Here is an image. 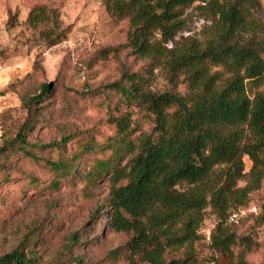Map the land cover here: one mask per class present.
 <instances>
[{
    "label": "trees",
    "instance_id": "1",
    "mask_svg": "<svg viewBox=\"0 0 264 264\" xmlns=\"http://www.w3.org/2000/svg\"><path fill=\"white\" fill-rule=\"evenodd\" d=\"M101 1L115 21L127 19L129 26L127 42L104 48L99 58L125 48L135 59L147 61L137 70L123 62L119 79L80 92L99 98L105 113L97 125L110 133L100 132L97 125L75 130L62 125L44 143L29 138L26 125L8 150L17 149L53 172L50 187L74 179L84 199L107 188L93 219L95 228L103 223L105 232L129 238L96 264H201L205 259L223 264V258L232 260L228 264H249L248 255L260 244L251 234L234 231L228 218L230 210L247 206L264 182V91L249 92L250 85L264 83V45L241 39L251 30L253 10L262 0ZM195 2L214 17L208 40L187 37L169 47L183 27L182 9ZM48 19L47 6L36 4L27 22L35 27ZM61 35L50 32V45ZM158 66L168 70L172 84L162 93L150 90ZM51 90L45 84L33 102ZM70 142L74 152L67 156ZM245 156L252 161L248 175ZM221 165L225 167L217 170ZM184 182L189 187L180 190L177 186ZM39 183L37 176L30 179L31 185ZM210 206L220 221L204 257L201 228ZM38 240L35 230L23 245L0 256V264H87L81 257L43 263L31 252ZM83 244L82 231L65 236L63 243L68 251Z\"/></svg>",
    "mask_w": 264,
    "mask_h": 264
},
{
    "label": "rangeland",
    "instance_id": "2",
    "mask_svg": "<svg viewBox=\"0 0 264 264\" xmlns=\"http://www.w3.org/2000/svg\"><path fill=\"white\" fill-rule=\"evenodd\" d=\"M261 2V7L253 10L251 30L241 39L264 45V0ZM36 4L47 6L49 19L32 27L27 19ZM200 6V2H195L182 9L183 27L168 43L169 47L187 37L201 43L208 40L214 17ZM128 26L127 19L115 21L101 0H0V65L3 67L0 73V256L23 245L36 230L39 240L31 252L41 262L66 263L73 257H81L87 264H96L105 252L129 238L125 233L105 232L103 223L95 228L93 219L106 195L105 186L91 199L78 195L81 184L74 179H68L58 188L50 187L53 172L27 159L17 149L8 150V144L18 133L26 132V125L29 138L44 143L54 139L62 125H67L69 130L97 125L105 113L99 98L82 97L80 92L96 90L119 79L123 62L135 70L147 62L130 56L131 50L125 48L106 59L99 58L104 48L127 42ZM50 32L62 34L54 45L47 39ZM45 84L52 86L51 92L33 102ZM170 88L168 70L158 66L150 90L162 93ZM179 90L184 91L185 85L180 84ZM261 91L264 83L249 86L252 96ZM98 128L104 134L110 133L108 127L97 125ZM48 151L50 148L44 153L47 155ZM73 152L74 143L70 142L65 154L69 156ZM244 160L248 175L252 161L248 156ZM33 176L39 178L36 187L30 184ZM240 184L244 185L245 181ZM177 187L185 190L189 184L184 182ZM230 212L231 228L239 235L251 234L260 244L257 251L248 255L249 264H264V182L261 189L251 193L247 206ZM219 221L218 213L208 207L201 228L204 257L211 252L207 245ZM77 231H82L84 244L68 251L63 245L65 236ZM24 250L29 252L26 246ZM231 261L222 259L223 264ZM201 264L213 263L205 259Z\"/></svg>",
    "mask_w": 264,
    "mask_h": 264
},
{
    "label": "built area",
    "instance_id": "3",
    "mask_svg": "<svg viewBox=\"0 0 264 264\" xmlns=\"http://www.w3.org/2000/svg\"><path fill=\"white\" fill-rule=\"evenodd\" d=\"M3 71V67L0 65V73ZM232 219H235V217H232Z\"/></svg>",
    "mask_w": 264,
    "mask_h": 264
}]
</instances>
